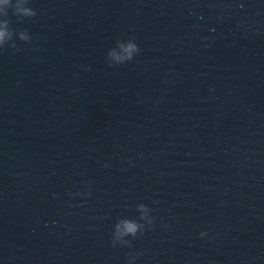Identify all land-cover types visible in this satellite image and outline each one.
<instances>
[{
	"label": "water",
	"instance_id": "obj_1",
	"mask_svg": "<svg viewBox=\"0 0 264 264\" xmlns=\"http://www.w3.org/2000/svg\"><path fill=\"white\" fill-rule=\"evenodd\" d=\"M27 6L0 50V264H264V0Z\"/></svg>",
	"mask_w": 264,
	"mask_h": 264
},
{
	"label": "clouds",
	"instance_id": "obj_2",
	"mask_svg": "<svg viewBox=\"0 0 264 264\" xmlns=\"http://www.w3.org/2000/svg\"><path fill=\"white\" fill-rule=\"evenodd\" d=\"M29 0H0V5H5L6 7H0V50H3L5 46H9L16 51L20 49L14 41V37H19L22 42H30V35L27 30H22L19 32H14V30L9 26V20L7 19L9 10H11L12 15L19 18L22 21L25 18H31L36 15L35 10L28 7ZM135 39V38H134ZM120 51L117 52L115 49L108 53V57L115 61L116 64H123L125 62L131 61L133 59V53L139 51L138 46L135 42L129 41L126 44L118 45ZM111 66V64H109ZM123 230L125 233L135 234L137 225L129 222H122ZM120 225L117 226L119 229ZM203 235V233H201Z\"/></svg>",
	"mask_w": 264,
	"mask_h": 264
}]
</instances>
